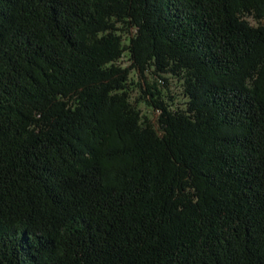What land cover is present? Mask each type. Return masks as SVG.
<instances>
[{
	"label": "trees",
	"instance_id": "trees-1",
	"mask_svg": "<svg viewBox=\"0 0 264 264\" xmlns=\"http://www.w3.org/2000/svg\"><path fill=\"white\" fill-rule=\"evenodd\" d=\"M0 264H264V0H0Z\"/></svg>",
	"mask_w": 264,
	"mask_h": 264
},
{
	"label": "rangeland",
	"instance_id": "rangeland-1",
	"mask_svg": "<svg viewBox=\"0 0 264 264\" xmlns=\"http://www.w3.org/2000/svg\"><path fill=\"white\" fill-rule=\"evenodd\" d=\"M249 21L251 24L256 25L255 20L252 18H249ZM125 43L129 44L128 38ZM121 65L124 68H131L132 61L128 53L121 60ZM165 78L167 79V83L161 81L159 75L153 70L148 71L145 75H141L137 70H132L130 75L132 102L142 112L144 118L150 120L156 128H158L157 120L159 112L151 107V97L147 94L149 86L152 89L159 90L162 94V99L172 108H184L187 102L183 90V82L172 76H165Z\"/></svg>",
	"mask_w": 264,
	"mask_h": 264
}]
</instances>
